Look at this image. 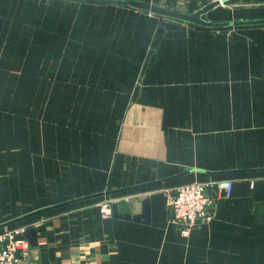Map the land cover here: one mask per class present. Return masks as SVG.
Here are the masks:
<instances>
[{
    "label": "crops",
    "instance_id": "crops-1",
    "mask_svg": "<svg viewBox=\"0 0 264 264\" xmlns=\"http://www.w3.org/2000/svg\"><path fill=\"white\" fill-rule=\"evenodd\" d=\"M204 18L264 19V0ZM162 21L0 0V230L36 228L28 264H264V23ZM219 179L232 194L182 235L165 191ZM105 197L131 215L149 198L150 222L103 217Z\"/></svg>",
    "mask_w": 264,
    "mask_h": 264
},
{
    "label": "built area",
    "instance_id": "built-area-1",
    "mask_svg": "<svg viewBox=\"0 0 264 264\" xmlns=\"http://www.w3.org/2000/svg\"><path fill=\"white\" fill-rule=\"evenodd\" d=\"M207 3L218 2V6H224L226 0H206ZM210 188L216 190L215 194ZM233 190V182L229 179L212 181H195L181 184L165 191L167 202L171 207L173 221L179 225L180 232L184 236H190L193 229L201 223L210 222L213 219V205L216 196L225 193L230 196ZM114 199L105 197L99 202L103 217L112 216ZM27 225L10 227L0 230V264H28L32 255V247L28 238L24 235Z\"/></svg>",
    "mask_w": 264,
    "mask_h": 264
},
{
    "label": "water",
    "instance_id": "water-1",
    "mask_svg": "<svg viewBox=\"0 0 264 264\" xmlns=\"http://www.w3.org/2000/svg\"><path fill=\"white\" fill-rule=\"evenodd\" d=\"M78 1H86V2H95V3H115L120 5H127L134 8L142 9L157 15L161 18H168L170 20H163L162 24L171 29H176L180 27L179 22H187L193 23L202 26L209 27H220L227 26L231 24H263L264 19H256V20H239V21H230V22H212L204 18V14H206L209 10L217 7L219 5L218 2H210L201 7L200 9L194 12H184L178 9L169 8L167 6L156 4L153 2L145 1V0H78ZM112 213L114 217L125 218V219H133L135 221L144 220V222H150V200L146 198L143 200V211L140 215H131L130 213H119L118 205L113 203L112 205ZM24 235L28 238L32 245H37V231L36 228L30 227L28 228Z\"/></svg>",
    "mask_w": 264,
    "mask_h": 264
},
{
    "label": "rangeland",
    "instance_id": "rangeland-1",
    "mask_svg": "<svg viewBox=\"0 0 264 264\" xmlns=\"http://www.w3.org/2000/svg\"><path fill=\"white\" fill-rule=\"evenodd\" d=\"M145 1L153 2V3H156V4H161V5L167 6L169 8H174V9H178V10L180 9V7L177 5L179 3V2H177L178 0H145ZM185 1L188 2V1H191V0H185ZM203 1H205L207 3L206 0H203ZM226 2H227V0H226ZM161 19L162 20H170L168 18H161Z\"/></svg>",
    "mask_w": 264,
    "mask_h": 264
}]
</instances>
